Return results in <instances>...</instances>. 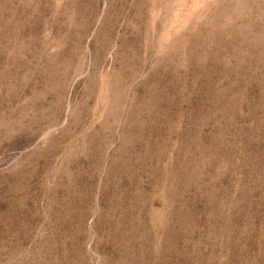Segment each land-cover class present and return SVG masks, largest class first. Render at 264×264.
<instances>
[{"label": "rangeland", "instance_id": "1", "mask_svg": "<svg viewBox=\"0 0 264 264\" xmlns=\"http://www.w3.org/2000/svg\"><path fill=\"white\" fill-rule=\"evenodd\" d=\"M0 264H264V0H0Z\"/></svg>", "mask_w": 264, "mask_h": 264}]
</instances>
